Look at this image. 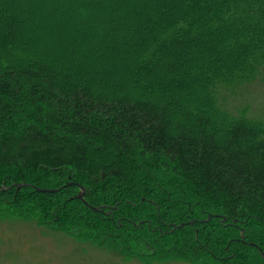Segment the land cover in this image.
Listing matches in <instances>:
<instances>
[{"label":"trees","instance_id":"16d2710c","mask_svg":"<svg viewBox=\"0 0 264 264\" xmlns=\"http://www.w3.org/2000/svg\"><path fill=\"white\" fill-rule=\"evenodd\" d=\"M136 1L0 0V187L62 188L0 190L4 215L145 264H264V0Z\"/></svg>","mask_w":264,"mask_h":264},{"label":"rangeland","instance_id":"374dc122","mask_svg":"<svg viewBox=\"0 0 264 264\" xmlns=\"http://www.w3.org/2000/svg\"><path fill=\"white\" fill-rule=\"evenodd\" d=\"M77 1L81 2V0ZM136 2L139 3L140 0ZM65 8H67V4ZM80 18L82 26L84 25L88 31L94 32L92 26L89 25L91 19L87 16H80ZM123 55L127 61L131 57L129 50L125 51ZM121 69L124 74L120 82L135 88L138 82L135 77L129 75L130 68L125 65ZM121 69L119 68L120 71ZM73 74L79 75L82 72L73 69ZM92 79L95 81L94 84H98L97 80ZM261 99H263L264 113V96L258 92L254 98L255 104L261 103ZM7 210V205L0 204V264H145L139 259L122 258L111 249L105 250L98 246H88L86 241L76 235L58 230V226L52 222H40V219L33 218L5 217L4 214ZM154 264L193 263L165 260L163 262L156 261Z\"/></svg>","mask_w":264,"mask_h":264},{"label":"water","instance_id":"95a60500","mask_svg":"<svg viewBox=\"0 0 264 264\" xmlns=\"http://www.w3.org/2000/svg\"><path fill=\"white\" fill-rule=\"evenodd\" d=\"M17 186L18 189L22 188V187H25V186H30V187H34L38 192H43V193H57L59 191L62 190V188L60 189H55V190H46V189H40V188H37L35 187L34 185H31V184H28V183H21V184H14L10 187H0V190H7V189H12L13 187ZM79 199L83 200L85 203L86 201L84 200V193H81L80 196L78 197ZM88 205V203H86ZM93 210L99 212L100 211V208H95V207H92Z\"/></svg>","mask_w":264,"mask_h":264}]
</instances>
